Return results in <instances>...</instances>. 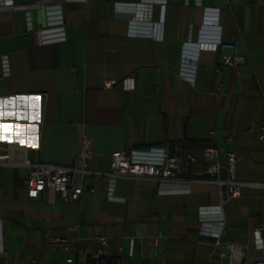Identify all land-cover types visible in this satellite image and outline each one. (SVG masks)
<instances>
[{
    "label": "crops",
    "instance_id": "crops-1",
    "mask_svg": "<svg viewBox=\"0 0 264 264\" xmlns=\"http://www.w3.org/2000/svg\"><path fill=\"white\" fill-rule=\"evenodd\" d=\"M12 1L0 0V154L70 165L88 137L92 155L67 203L50 188L30 198L28 167L0 164V264H91L99 235L117 264L264 261V0ZM233 54L247 62L223 63ZM166 143L183 177L204 175L205 148L222 165L234 151L241 195L118 177L109 198L97 171L114 151L161 162ZM47 234L79 240L67 251ZM226 243L240 248L231 256Z\"/></svg>",
    "mask_w": 264,
    "mask_h": 264
},
{
    "label": "built area",
    "instance_id": "built-area-1",
    "mask_svg": "<svg viewBox=\"0 0 264 264\" xmlns=\"http://www.w3.org/2000/svg\"><path fill=\"white\" fill-rule=\"evenodd\" d=\"M5 6H13L12 0H2ZM144 13V6L141 9ZM221 47H230L234 49L233 44H223ZM222 61L228 65H237L247 62L246 55H228L223 56ZM219 71V68H216ZM105 87L112 85V81L106 80ZM259 140L264 142V119L261 120L259 127ZM163 160L161 162L137 161L123 151H114L111 154L110 170L103 172L97 171L109 178V198H112V189L118 177H136L151 179L156 182H172L187 183L192 181H212L224 186L222 202L229 199L237 198L241 195V187L246 184L239 180L236 176L237 155L234 151L225 154L227 157V165L219 162L220 152L217 147H207L203 150V156L207 160L204 175L183 177L178 174L180 168V155L177 146L164 144L162 148ZM91 142L88 137H84L82 141L81 152L78 154L75 162L70 165H62L51 162H33L30 159H17L11 156L9 152L0 154V164L23 165L28 167V174L25 178V188L30 198L39 197L40 193L47 188L54 190L59 194L63 202L78 201L84 191L82 184L75 182V175L81 173L85 175L89 171L85 168V162L91 157ZM187 158L190 162L195 161L196 157L188 154ZM82 162V166L77 165V161ZM225 170L226 176L221 178L222 171ZM256 185L264 186V183H256ZM91 192L94 189H90ZM221 213V206L217 207ZM204 211V210H203ZM264 230V223L260 224L254 230L255 239L259 240ZM47 237L53 242H64L63 248L67 251L73 248L78 242V238L66 239L59 236L47 234ZM96 248L90 255L91 264H117V259L113 258L109 251L108 235H99L96 238ZM226 250L230 255L237 251L240 247L235 243H226ZM222 255H225L223 252ZM73 257H68L66 262L61 264H72ZM245 264H264V261L247 262Z\"/></svg>",
    "mask_w": 264,
    "mask_h": 264
},
{
    "label": "snow or ice",
    "instance_id": "snow-or-ice-1",
    "mask_svg": "<svg viewBox=\"0 0 264 264\" xmlns=\"http://www.w3.org/2000/svg\"><path fill=\"white\" fill-rule=\"evenodd\" d=\"M36 99H39L38 97ZM0 127L7 128V125H0Z\"/></svg>",
    "mask_w": 264,
    "mask_h": 264
}]
</instances>
